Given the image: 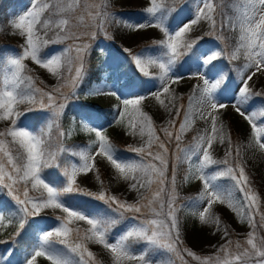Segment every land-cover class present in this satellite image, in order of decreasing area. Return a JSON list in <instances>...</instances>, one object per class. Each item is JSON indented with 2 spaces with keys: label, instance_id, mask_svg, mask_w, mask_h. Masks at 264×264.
Masks as SVG:
<instances>
[{
  "label": "snow or ice",
  "instance_id": "1",
  "mask_svg": "<svg viewBox=\"0 0 264 264\" xmlns=\"http://www.w3.org/2000/svg\"><path fill=\"white\" fill-rule=\"evenodd\" d=\"M179 3L180 0H147L143 21H117L134 31L157 29L162 34L161 39L152 41L160 50L158 55H152L147 49L139 53L123 49L138 72L150 79L136 77L121 82V77H116L111 86L96 87L86 93L108 95L118 101L109 127L119 125L126 128L129 135L147 137L140 147L129 145L127 149L138 159L119 154L104 124L93 126L94 120L101 119L96 114H81L79 127L73 123L65 129L62 125L68 102L76 97L86 75L85 57L90 49L86 40H95L101 34L109 38L106 29L112 16L106 10L107 0L103 3L91 0L86 6V16L83 12L76 15L80 0H29L27 10L9 20L12 34L21 37L23 43L18 51L0 50V122L6 125L0 130V231L15 226L14 242L29 220L45 209H58L65 214L57 217L59 223L50 229L36 222V240L26 250L24 264H38L40 257L50 264H101L89 249V243L102 246L110 254L112 264H176L173 256L179 258L181 264H190L185 254L197 264H264V236L257 232L258 228L264 229L259 196L252 189L245 168L239 160L233 159L231 137L219 122L220 109L229 107L222 100L229 77L219 67V60L227 57L231 62L243 55L246 62L230 106L250 126L247 146L264 151V109L249 112L246 107L254 96L261 95L252 92L249 82L257 73L264 75V0H232L230 5L224 0H199L188 21L173 27L169 22L170 14L180 10L176 8ZM228 8L233 15L228 14ZM201 23L207 24V31L192 39L189 34ZM225 29L237 33L231 52L219 45L208 49L200 47L204 36ZM68 41L71 43H66ZM58 44L66 46L59 50L51 48ZM28 62L45 69L55 79V86L50 90L41 87L43 81L38 83ZM181 62L202 81L194 86L187 109L177 106L176 101L181 98L171 88L184 78L177 74V65L183 66ZM149 68L157 71L150 73ZM149 97L170 115L175 109L166 127L157 129L153 118L142 110L143 102ZM29 113H38L35 123ZM197 118L209 127L193 137L191 145L181 147L182 134ZM177 119L181 120L178 129ZM77 131L94 134L95 139L83 147L69 145L67 141ZM158 132L163 133L164 139ZM226 139L229 147L225 157L216 159L213 145L223 144ZM172 143L176 148L171 157L173 167L169 180L168 145ZM97 157L110 165L117 180L126 182L129 190L137 192L135 202L121 200L108 191L100 176ZM177 163L187 165L185 183L198 180L202 185L199 194L189 198L190 203L184 207L202 224L215 225L218 231H223L225 243L214 255L202 257L180 247L184 241L176 204ZM90 172L100 184L98 192L78 183L79 177ZM221 180L230 184L225 186ZM166 182L171 186L167 193ZM165 193L168 196L166 211ZM80 197L102 202L105 207L99 210L98 205ZM217 203L226 204L241 222L246 220L249 225L246 239L235 242L234 248L233 242L227 239V228H221L219 216L212 212ZM81 221L86 228L73 227ZM118 225H123V229L114 234L113 229ZM138 244L143 245L139 251L134 248ZM158 253L166 258L156 259ZM7 255H11V250Z\"/></svg>",
  "mask_w": 264,
  "mask_h": 264
},
{
  "label": "rangeland",
  "instance_id": "2",
  "mask_svg": "<svg viewBox=\"0 0 264 264\" xmlns=\"http://www.w3.org/2000/svg\"><path fill=\"white\" fill-rule=\"evenodd\" d=\"M6 1V3H4ZM184 1L180 0V3L176 5L178 11H175L170 14L169 22L172 24V17H174L176 12H180L181 8L184 4ZM195 1V0H194ZM99 3H103V0H97ZM199 0L195 2V8L198 4ZM226 5H230L232 0H224ZM9 3V4H8ZM91 3V0H80V8L78 9L76 15H80L83 12L86 16L87 5ZM108 7L107 11L112 16V22L107 26V34L109 38H105L104 35H98L95 40H86L90 44V49L88 54L85 57L86 60V72L90 67V55L94 49L97 47L100 48L105 44H112L119 50L128 48L131 49L134 53H139L142 50L147 49L152 55L159 54L158 46L152 44L153 40L161 39L162 34L157 29H143L139 31H134L125 27L122 23H117V21H130V22H141L143 21L144 13L138 18L127 17L120 13L121 10L128 9H138L143 12V9L147 3V0H107ZM29 6V0H0V44H9L14 43L15 46L12 47L11 50H19L20 45L23 43V40L18 35L12 34V29L9 27V20L18 16L27 10ZM228 14L233 15L234 12L228 8ZM188 13V14H187ZM194 13V12H193ZM193 13L185 11L182 19L177 20V22L173 23V27L181 25L183 22H187L188 19L193 15ZM184 19V20H183ZM87 21V17H86ZM73 22L75 23V19L73 18ZM207 24L201 23L199 26L194 27V30L189 34L192 39L200 37L204 32L207 31ZM53 33H49V36H52ZM237 33L225 29L222 32H217L213 35L204 36V39L200 43V47L203 49L213 48L214 45H219L220 48H225L227 51L231 52L236 45ZM216 40L217 43L208 44L206 41ZM205 41V42H204ZM66 43H71L68 41ZM66 44H58L51 46L52 49L59 50L65 47ZM45 51H49V49H45ZM227 58V57H226ZM238 64L235 66L239 69V80L238 85L240 83V75L241 70L243 69V65L246 62L243 55L240 56L239 59L234 60ZM29 63V67L33 69V75L38 78L39 81H43L41 87H46V90H50L55 86L56 81L45 69L40 68L38 65H35L31 62ZM177 65L178 75H182L184 78L178 84L171 85V88L175 89L176 96L181 99L176 101L177 106L183 105L185 109L189 108V97L194 94V86L198 83H202L199 76H193L189 72V68L187 64ZM108 67V66H106ZM148 71L150 73H155L157 69L149 68ZM195 70L193 69V72ZM118 77V70H107L103 76V79L99 82L92 84L87 88H83L82 90V98L86 104L94 105L95 107L102 108L106 106H111L114 109V106L118 103V101L114 97H110L108 95L104 96H89L86 93L93 88L101 87V86H111L112 81ZM151 78V77H150ZM158 84V81L156 82ZM252 91L261 92L264 95V75L257 73L256 76L253 77V80L249 82ZM83 81L80 84L79 89L77 90V95L80 93L82 89ZM236 86V89L238 87ZM155 91V89H152ZM145 90L141 94L144 93ZM81 94V93H80ZM219 96V91L217 93ZM164 98V97H162ZM231 98L222 99L223 102L228 103L229 107L226 109H220L219 116L220 121L224 125V131L226 135H230L232 146L235 147V152L233 153V159L239 160L241 165L245 168L246 175L249 177L250 184L252 189L259 196V211L264 213V151H260L258 148H249L247 145L249 143L250 138V126L248 123L240 117L234 109L230 106ZM71 100V99H70ZM69 100V102H70ZM68 102V104H69ZM167 103V99L165 100ZM68 107V106H67ZM193 107L195 105L193 104ZM248 111H257L264 109V100L262 98L252 99L249 101V104L246 106ZM67 110V108H66ZM142 110L147 112L154 121L157 129L161 127H166L168 122L172 119V116L175 114V109H173L172 114L170 115L163 108H161L157 101L154 98L149 97L143 102ZM114 112V110H113ZM184 113H181V119L183 118ZM64 117H62V125L65 129H68L75 124V126L79 127L81 124V119L73 118L67 122L63 121ZM113 119V114L111 115V121ZM108 121V122H109ZM87 121H85L86 123ZM108 122L104 123V127L107 129L106 134L111 140L112 143L116 142L121 144L126 149H128L129 145L133 147H140L144 140L147 138L146 136L142 139L139 135H129L128 130L122 126L113 124L112 126H108ZM181 120L177 119L176 128H179ZM218 122V123H219ZM96 122L93 121V126H95ZM39 127V124H36ZM6 127L4 122H0V130H3ZM209 125L202 119H195L194 122L190 125V128L186 130L182 134V142L181 147L189 146L193 143V137L202 133ZM158 134L161 136V139H164L163 133ZM232 134L236 136L235 142L233 143ZM53 135H55V130H53ZM95 139L94 134L87 133L84 131H77L68 141L69 145H77V146H86L91 140ZM72 140H75L72 141ZM169 166H168V179H171L172 175V153L175 151V144H169ZM228 141L227 139L223 144L217 142L213 145L212 153L216 159H222L225 157V153L228 150ZM237 152L239 155H237ZM132 158L138 159L137 156ZM97 166L100 170L101 179L104 181L105 187L108 191L119 197L121 200H126L129 203L135 202L138 199V194L136 191H131L128 188V184L122 180H117L115 178V173L113 169L106 163V161L101 160L97 157ZM187 165L184 163H177L176 165V204L179 207L178 216L181 220L182 224V239L184 244L181 245V248H188L191 251L195 252L197 255L202 257L214 255L217 249L225 243V239L222 238L223 231H218L215 225H206L202 224L197 218L193 217L187 208L184 205L190 203L191 197H194L199 194V191L202 188L201 182L198 180H190L189 182H184V176L186 173ZM214 169H209V171H213ZM78 183L81 187L91 190L93 192H98L100 190V184L96 181L93 173H88L87 175H82L78 178ZM221 184L228 186L230 184L227 180H221ZM166 193L170 191L171 186L168 182L165 184ZM141 192L145 195H149V193L141 189ZM163 195L165 201V211L167 210V194ZM237 197L240 196L238 192L235 193ZM203 207V206H202ZM212 212L219 216L221 220V228H227L229 236L227 239H230L233 242L232 247L234 248L235 242L240 241L243 242L248 232L250 231L249 225L247 221L241 222L240 218L237 216L235 212L230 210L226 204H214L212 208ZM65 214L60 210L56 209H45L39 216H49V217H62ZM256 220L259 223V215L256 216ZM59 223L58 220L54 221L51 226L46 227L47 229L55 227ZM80 227L84 229L87 225L84 222H76L73 227ZM123 229V225H122ZM121 229V230H122ZM120 230V231H121ZM119 231V232H120ZM6 230L0 231V238L3 239ZM118 232V233H119ZM259 236H264V229H257ZM116 233V234H118ZM1 241H8L7 239H3ZM143 245L134 246V248L139 251ZM13 242L8 241L7 243H3L0 246V261L2 264H12L9 262L7 255L8 251H13ZM89 249L96 255L98 261L101 264H112L110 254L102 248L100 245H96L93 243L88 244ZM26 255V254H25ZM24 255V258H25ZM24 258L18 264H24ZM166 258L164 254H157L156 259H164ZM190 264H197L196 261H193L191 257H187L186 254L184 256ZM176 261V264H181V261L177 257H172ZM38 264H50L49 261L45 260L43 257L38 258Z\"/></svg>",
  "mask_w": 264,
  "mask_h": 264
},
{
  "label": "trees",
  "instance_id": "3",
  "mask_svg": "<svg viewBox=\"0 0 264 264\" xmlns=\"http://www.w3.org/2000/svg\"><path fill=\"white\" fill-rule=\"evenodd\" d=\"M195 2L196 0L184 1L181 11L176 12L174 17H172V24L177 22V20L184 18L183 14L185 11L193 13L195 9ZM4 3H6V1H4ZM120 13L123 14L124 16L134 17V18H138L143 14V12L138 9L121 10ZM217 42L218 41L216 40L206 41V43L208 44H214ZM13 46H15L14 43L0 44V50H11ZM89 62H90V67L83 79V85L80 91L81 94L80 93L78 94L77 99L74 98L70 100L67 110H65V115L63 116L64 122H67L72 118L81 119L82 118L81 114L83 113H93L100 116L101 119L94 121L100 122L102 124L108 122L111 119V115L113 114V110H114L111 106L98 108L95 107L94 105L86 104L82 98L83 88H87L92 84L101 81L107 70H114V69L118 70V77H121V82L136 77H139L140 80L150 79V77H143V75L138 72L133 62L128 57L127 53L123 52L122 50H119L112 44H105L100 48L97 47L96 49H94L90 55ZM237 64L238 63L234 60L229 62V60L226 57L219 60V67L223 68L224 73L227 74V76L229 77V79L226 81L228 85L227 93L226 95H224L223 98L232 97V93L236 89L239 80V69L235 67ZM138 82L139 81H137V83ZM142 92L143 91H141V93ZM252 92L261 94L259 96H254L253 97L254 99L262 98L264 100V95L261 92H255V91ZM29 116L33 119L34 123L36 122V120H38V113H29ZM235 138L236 136L232 134L233 143L235 142ZM72 141L75 142V140ZM113 144L118 149L119 154L122 155L124 158H132L136 156L135 153L127 151V149L121 144H118L116 142H114ZM232 148L234 153L236 149L234 146H232ZM49 171H55V170H46V172ZM80 199L89 202V204L98 205L99 210H103V208L105 207L102 204V202L93 201L89 197H80ZM56 220L57 218L53 216L52 217L37 216L31 218L28 224L26 225L25 229L21 231L20 236L16 237L14 242L12 240V236L16 231V227L15 226L8 227L6 229L5 234L1 237H3V239H7L8 241L13 242L14 245L11 255L8 257L9 262H11L12 264H18L24 258V255L26 254V250L30 249L32 245L35 243L36 240L35 231L37 227L36 222H39L41 227L46 228L48 226H51L53 222ZM121 229H122V225H118L116 228L113 229V233L116 234ZM3 239L0 238V241ZM2 245L3 243H0V246ZM138 245H142V244H138ZM138 245H134V246H138Z\"/></svg>",
  "mask_w": 264,
  "mask_h": 264
}]
</instances>
